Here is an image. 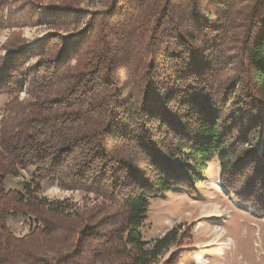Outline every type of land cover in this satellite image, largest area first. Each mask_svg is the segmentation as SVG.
I'll list each match as a JSON object with an SVG mask.
<instances>
[{
  "label": "trees",
  "instance_id": "trees-1",
  "mask_svg": "<svg viewBox=\"0 0 264 264\" xmlns=\"http://www.w3.org/2000/svg\"><path fill=\"white\" fill-rule=\"evenodd\" d=\"M251 1L241 12L240 0H112L77 39L5 44L0 91L34 86L28 102L6 103L0 124V264H155L169 240L147 248L142 238L149 199L193 189L215 158L227 180L257 184L237 193L264 211V153L255 144L264 139V0ZM74 2L52 6L45 19L70 21ZM144 12L155 18L148 34ZM35 53L34 76L15 77ZM232 59L245 95L230 106L215 89ZM249 117L258 119L254 144ZM31 165L39 181L57 177L102 203L79 210L50 201L39 182L6 190ZM19 214L43 227L17 236L8 219ZM166 264L187 261L172 254Z\"/></svg>",
  "mask_w": 264,
  "mask_h": 264
},
{
  "label": "rangeland",
  "instance_id": "rangeland-1",
  "mask_svg": "<svg viewBox=\"0 0 264 264\" xmlns=\"http://www.w3.org/2000/svg\"><path fill=\"white\" fill-rule=\"evenodd\" d=\"M68 1L70 0H0V57L11 52L5 44L15 38L23 40L22 48L38 45L54 35L77 39L82 32L94 27L98 13L105 12L112 4V0H76L71 7L79 12L75 18L72 16L70 21L59 23L45 19L44 14L52 6H61ZM240 2L241 12L245 11L247 4L252 3L251 0ZM152 15L144 12L141 17V24L147 34L155 19ZM231 44L237 45L233 42ZM39 58L38 53L31 54L19 72L15 73V77H33V72L29 71ZM238 65L234 59L228 62L215 89V92L230 99V106L235 94L241 92V96L245 95L243 86L238 85ZM33 86L34 82L28 81L23 83L21 92L10 94L0 91V124L1 119L10 114L9 109L5 108L6 103L14 97L28 102L32 99L29 90ZM254 118L249 119V135L253 144L256 135L254 121L258 120ZM255 144L257 155L263 159L264 139L257 140ZM226 177L227 171L222 170L220 161L215 158L194 179L193 189L174 188L149 199L147 217L140 228L142 238L148 242L147 248H151L156 240L164 236L169 240L168 247L164 248L155 264H166L172 254L185 259L187 264H264V211H256L250 200L244 201L237 193L242 186L249 187V193L256 191L257 184H252L251 179L248 184L245 183L238 174H235V180H227ZM38 182L41 197L75 205L79 210L86 205L89 208L103 201L102 197L86 189L63 188L57 177L39 181L35 165L21 169L18 176H10L6 182V190H22L23 184H30L33 188ZM214 205L221 206L222 216L211 217L206 213ZM8 225L14 234L24 236L31 232L35 222L32 216L19 214L10 217ZM219 232L223 236L221 241L217 238Z\"/></svg>",
  "mask_w": 264,
  "mask_h": 264
},
{
  "label": "bare ground",
  "instance_id": "bare-ground-1",
  "mask_svg": "<svg viewBox=\"0 0 264 264\" xmlns=\"http://www.w3.org/2000/svg\"><path fill=\"white\" fill-rule=\"evenodd\" d=\"M206 213H208V215H210L211 217H214V216L220 217V216H222L221 215V206L214 205L213 208L208 209V211ZM217 238L219 239V241L222 240L223 236L220 232L217 233ZM229 245H230V243H229Z\"/></svg>",
  "mask_w": 264,
  "mask_h": 264
},
{
  "label": "built area",
  "instance_id": "built-area-1",
  "mask_svg": "<svg viewBox=\"0 0 264 264\" xmlns=\"http://www.w3.org/2000/svg\"><path fill=\"white\" fill-rule=\"evenodd\" d=\"M32 218H33V220L35 222V226L34 227H37V226L43 227V223L42 222H40L39 220H37L35 217H32Z\"/></svg>",
  "mask_w": 264,
  "mask_h": 264
}]
</instances>
